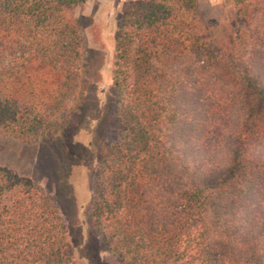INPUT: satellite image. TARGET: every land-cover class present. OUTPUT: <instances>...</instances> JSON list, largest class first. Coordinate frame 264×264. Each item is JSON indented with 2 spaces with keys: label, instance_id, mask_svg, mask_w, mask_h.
I'll return each instance as SVG.
<instances>
[{
  "label": "trees",
  "instance_id": "obj_1",
  "mask_svg": "<svg viewBox=\"0 0 264 264\" xmlns=\"http://www.w3.org/2000/svg\"><path fill=\"white\" fill-rule=\"evenodd\" d=\"M86 1L0 0V133L62 140L94 101L73 16ZM228 2L220 46L192 0L118 17L117 138L96 153L89 210L114 264H264V0ZM0 264H74L54 201L3 166Z\"/></svg>",
  "mask_w": 264,
  "mask_h": 264
},
{
  "label": "rangeland",
  "instance_id": "obj_2",
  "mask_svg": "<svg viewBox=\"0 0 264 264\" xmlns=\"http://www.w3.org/2000/svg\"><path fill=\"white\" fill-rule=\"evenodd\" d=\"M134 0H87L73 9L94 74V101L86 103L62 140H22L0 133V166L30 179L54 201L64 222L74 264H114L90 218L91 180L101 144L117 138V98L111 86V55L118 17ZM213 42L235 34L228 0H192ZM92 97V96H91Z\"/></svg>",
  "mask_w": 264,
  "mask_h": 264
}]
</instances>
